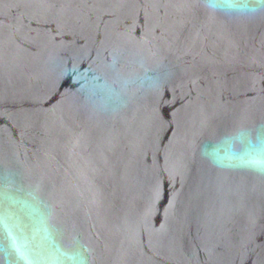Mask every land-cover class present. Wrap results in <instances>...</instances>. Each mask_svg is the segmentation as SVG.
<instances>
[{"label": "water", "instance_id": "water-1", "mask_svg": "<svg viewBox=\"0 0 264 264\" xmlns=\"http://www.w3.org/2000/svg\"><path fill=\"white\" fill-rule=\"evenodd\" d=\"M0 264H264V0H0Z\"/></svg>", "mask_w": 264, "mask_h": 264}]
</instances>
